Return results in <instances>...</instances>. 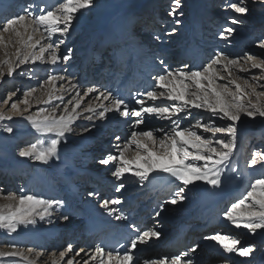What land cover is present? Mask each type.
<instances>
[{
	"label": "bare ground",
	"instance_id": "obj_1",
	"mask_svg": "<svg viewBox=\"0 0 264 264\" xmlns=\"http://www.w3.org/2000/svg\"><path fill=\"white\" fill-rule=\"evenodd\" d=\"M52 1L56 2L58 0H0V20L6 18L8 11H11L14 6H18L22 12L27 4L32 5V11L37 13L39 7L48 6ZM148 1L152 0H94L96 6L82 10V12L77 14V19L74 20L70 32L65 37H62L65 38L64 44L70 41L72 33L83 28V32L87 31V35L84 36L87 40L85 39V43L81 47L88 46L87 41L90 43L94 40V42L89 50L87 49L81 54L82 58L78 61L77 67L79 69L84 65L83 68L87 67L86 69H88L90 63L98 61L94 72L95 81L90 84L86 83L87 75L85 78L78 79L80 70L77 69V74L75 75L77 79H74V82H78L79 85L83 86V88L81 86L79 89L81 93L88 87H96L100 91H111L114 96L123 98L131 106H135L132 94L149 90L153 86L152 76L160 70L159 60L161 58L171 68H178L188 64L195 69L213 57L212 48L216 53L222 52L232 58L235 55H241L243 52L249 51L264 57V49H260L257 45H252L255 41H260V39L264 38V28L262 29L264 14H260L259 11H253L255 9L259 10L264 6L259 0H257L256 4H252L251 0H249L248 7L253 11H251L252 15L241 17L243 23L233 25L236 28V32L227 40L220 39L219 32L222 28L219 27L218 23L228 14L222 13L220 9L215 10V12L211 10L210 13L223 15L222 17L220 15L216 16L217 22H213L210 19L211 15H208L209 4L217 0L213 2H210V0H182L180 11H183L184 15L177 17L180 20L179 25L174 24L171 17L169 21L163 22L162 15L160 12L158 14L160 6L162 5L164 8L169 0H164V3H160L161 1L157 0L156 3L148 6L147 10L142 13L141 11L147 6ZM38 2H40L39 7H37ZM158 20L162 22L159 26L156 23ZM136 24H139L137 29L144 30L139 35V39L134 37ZM173 27L177 30L174 35H164L165 31H171ZM260 30H263L262 37H256L255 35ZM40 31L42 32L43 29H40ZM251 31H253V34ZM152 33H156L154 36L159 35L161 39H153L151 37ZM29 34H32L31 29L22 37L21 52H24L25 50L23 49L27 48L25 42H27ZM32 35L33 38L36 35V40L39 39L42 44L47 42L40 37L39 33ZM59 38L61 37L54 36L53 40H59ZM166 39L171 41L166 44L164 43ZM22 47L24 48L22 49ZM27 51H29L28 48ZM107 56L111 59V64L106 66ZM6 58H2L0 61ZM10 58L12 59L10 62L16 61V55H10ZM72 63L68 62V64ZM241 64L243 65L244 61H241ZM24 65H34V67L32 66L34 70L32 73H38L39 71L37 74V77L40 78L39 80L49 71L58 73L60 68V64L53 68L51 65L40 61L35 64L29 61V63ZM246 66L250 68V64ZM41 69L43 70L42 72L40 71ZM259 72V69H251L248 73L235 74L242 78H249V76L259 74ZM72 74V71L66 72L69 78H72ZM225 82L220 81V83ZM238 83L243 86V79L238 81ZM259 83L264 84V80ZM65 86L67 87V85ZM37 89L38 91L32 95L31 106H34L33 109L39 110L43 104L37 103V100L47 99V95L39 88ZM1 90L3 89L0 85ZM257 91H264V89L258 88ZM74 95V91L71 92V95L64 94V102L66 103ZM95 95L96 93H92L85 96L81 101V108L77 110V113L73 114H79V118L73 124V132L61 143L58 159H52L48 164L43 165L20 157L13 158L11 151L14 141L8 145L0 143V182L3 184L0 194H3L1 192L7 194L13 191L14 188L19 189V191L25 189L23 183L28 180L29 174L32 173L31 179L28 181V185L30 184L31 188H33L31 189L32 191H35L37 186H43L45 199H58L64 202V207L57 209L51 222H37V225H41L38 229L30 228L28 225H18L17 231L14 232L16 235L12 237H18L15 246L19 247L22 242H28L34 249L42 251V255L39 257H37L36 251L29 256L25 255L33 264H51L53 259L59 258L58 252H55L57 253L56 256L51 254L46 259L44 257L46 255L44 254L45 249L60 247L58 243H62L61 246L65 248L67 244L71 243L77 250L81 247L92 250L97 245H100L102 237L114 234L129 236L131 229L126 226L131 223L141 230L152 229L161 234L159 239L153 238L149 243L138 247V250L135 251V264H144L146 259L156 256L158 258L176 255L181 253V251L186 252L193 246H198L196 253L189 254L194 264H264V248L263 251L261 249L262 246L264 247V231L258 232L254 236L249 235L242 229L233 228L227 221L222 219V211L237 198H242L249 175L255 178L264 174V164H258L254 169H249L246 166L248 160L252 157L246 151L252 149L254 152H264V126L262 124L257 127L249 125L243 120L242 116L235 154L232 157L230 167L226 168L222 175L223 187L221 189H211L207 185L198 182L196 185L190 186L191 191H186V199L182 203H177L173 206L166 204L165 201L170 198V192L175 189L176 185L169 183L171 178L164 174H153L143 186L139 184L136 178L126 175L123 181L126 185L125 190L120 193L115 191V185L118 182L110 175V168L113 166L105 167L99 165L97 161L108 154H118L114 145L116 143H121L122 145L124 140L130 135L132 131L130 127L131 121L124 120L116 113H109L108 118L103 122L95 119L94 121L85 120L84 116L92 115V113L84 111L89 106V102H91L92 107H96L99 103V101L94 99ZM57 102L61 103L59 100ZM147 103L152 104L153 102L148 101ZM155 103L168 102L157 100ZM192 111V117L181 121L182 127H189L190 123L194 122L195 119H202V122H212L208 120V114L202 110ZM215 124L223 126L225 122L216 120ZM9 125L14 130L19 131L17 132V137H26L29 144L42 142L47 139L46 136L36 132L28 121L17 119V121H11ZM84 127L90 128L91 132H82ZM168 127V121L149 118L138 130L151 129L156 136L160 137L163 133L157 131V129L162 128L166 132ZM201 134L212 138L211 133ZM117 135L121 137L119 142L115 140ZM217 136L219 137L221 134L218 133ZM33 137H36V139H33ZM101 143H108V145L105 144L104 149H100ZM246 144L251 147H246ZM135 155L136 150L133 146L126 154V158L133 159ZM94 159L95 163L93 162ZM232 167L237 169L236 173L231 171ZM59 182L65 183L67 189L63 190V185L61 187L56 186V183ZM88 183V187L84 190L87 192V196L82 199L79 195L80 193H77L78 186L82 187ZM90 191H95L99 195L89 197L88 192ZM11 196L14 195L11 194ZM116 197L121 198L123 203L112 207L117 209V213L127 216V220L116 221L99 207L101 199ZM2 201H0V204L4 207L10 204L14 206L17 203V201L5 198V196H2ZM208 201L212 203L215 211L211 216H207L205 221L197 222L195 219H197V216L202 215L204 205ZM160 205L164 206V210L157 217L155 212L160 210ZM61 213H67L72 216L73 222L71 225L61 223L57 218ZM191 216V221L186 223ZM197 223H199L198 230L195 233L185 231L183 233L185 236L183 238L184 244L176 245L182 238L181 233L184 227ZM216 232L240 240L241 244L239 246H254V252L248 258L224 253L215 242L204 240L205 235H211ZM82 240H87L86 246H79V242L83 243ZM15 250L20 251L18 248ZM0 251L10 252L11 249L2 247ZM3 263L26 264L20 256L0 257V264Z\"/></svg>",
	"mask_w": 264,
	"mask_h": 264
},
{
	"label": "snow or ice",
	"instance_id": "obj_2",
	"mask_svg": "<svg viewBox=\"0 0 264 264\" xmlns=\"http://www.w3.org/2000/svg\"><path fill=\"white\" fill-rule=\"evenodd\" d=\"M170 6L166 15L172 18L174 24L179 25L177 17L184 15L182 0H169ZM249 0H222L220 10L227 13L224 17L225 23L219 32L220 39L227 40L232 37L236 28L233 25L242 24L241 17L249 14ZM264 4V0H259ZM256 4L257 0H251ZM94 6V0H58L55 6H41L37 13H32L28 9L23 14H15L0 21V44L4 42V33H14L16 37H21L18 29H23L32 33H39L46 43H41L39 39L33 40V35L29 34L25 46L28 49H35L39 46L38 52H21L16 49V61H0V79L5 75L13 77L14 72L21 65L29 63L35 64L37 61L46 63L56 68L61 63L67 64L71 59L72 50L68 54L61 55L58 52L60 45L64 44V39L54 41V36L65 37L73 26L77 14L82 10L90 9ZM33 7L29 5V9ZM40 29H43L41 32ZM176 29L165 31L164 35H174ZM153 39L160 40L159 35ZM20 43L21 41H17ZM11 43V41H9ZM264 49V38L260 39L257 45ZM244 61V64H241ZM160 70L152 76L153 86L143 92L132 94L135 106H131L125 99L114 96L111 91H100L96 87H88L81 93L80 85L68 75L49 72L47 78L39 83V90L47 95V99H38L37 103L50 105L41 107L39 111L27 116L29 112L32 94L37 92V88H31L23 93L24 99L19 100L17 91L8 94L7 99L0 101V106L10 105V111L19 113L22 119L28 121L31 127L47 139L38 143H31L22 147L18 151V156L22 159L31 160L33 163L46 165L52 159H58V151L61 143L73 132V124L79 118L77 110L81 108V101L85 96L96 93L94 99L99 101L96 107L89 106L84 109L92 115L84 116L88 121H105L109 113H116L126 121H131L132 129L130 135L123 144L116 143L114 146L118 154H108L100 158L99 165L110 168V175L118 183L115 185L117 193L125 190L123 182L126 175L136 178L143 186L148 182L153 174H164L170 177L169 183L176 185L170 192V198L166 204L175 206L186 199V191H191L190 186L198 182L207 185L211 189H221L223 187L222 175L230 163L237 147V137L242 116L250 120L257 117L264 118V84L259 83L264 80V58L245 53L243 56L232 58L217 52L207 62L193 69L188 64L182 67L171 68L166 61L159 60ZM250 64V68L246 65ZM7 68V72L3 70ZM251 69H259V74L242 78L235 73H248ZM235 70V72H234ZM67 72V69L64 70ZM243 79V87L238 81ZM220 81H226L220 83ZM58 82H64L59 83ZM67 85V87L65 86ZM250 89V91H248ZM75 95L66 103L64 94ZM60 94L57 95L56 93ZM17 97V101H13ZM254 98V99H253ZM59 100L60 104H53V100ZM157 100L168 103H155ZM152 101V104H148ZM107 102V103H105ZM20 104L25 105L23 109ZM71 105V108H69ZM99 109V110H97ZM203 111L208 114V120L212 122H202V119H195L189 127H182L181 121L193 116V111ZM46 113V114H45ZM149 118L168 121L169 127L157 129L163 133L158 137L153 130H138ZM11 115L0 112V121L12 120ZM216 120L224 121L223 126H217ZM199 130V131H198ZM8 134H13L14 129L6 126L3 129ZM82 132H91V129L84 127ZM201 133H211L212 138H208ZM221 136H217V134ZM115 140L119 142L120 136ZM134 146L136 150L135 158L128 159L126 154ZM264 164V152H253L251 159L247 162V168L254 169L256 165ZM231 171L236 173L235 167ZM239 175V173H238ZM99 194L95 191L88 192L89 197ZM9 199L17 201L15 206L7 205L6 210L0 207V229H6L9 233L17 231L18 225H36L38 221L51 222L58 208L64 207V202L58 199H45L35 194H24L19 197L11 196ZM123 200L119 197L101 199L99 207L108 216H112L116 221L127 220L128 217L122 213H117L113 205H121ZM160 210L155 215L160 216L164 206L160 205ZM65 225L72 224V216L61 213L57 217ZM222 219L227 221L233 228L244 230L249 235H256L264 231V174L252 178L249 175L245 193L242 198H237L222 211ZM126 227L131 229V234L127 241L119 244L123 251L109 250L104 246L97 245L94 249L88 250L83 247L78 250L69 243L63 250L59 251L58 259H53L51 264H135V251L140 245L149 243L153 238L159 239L160 232L148 229L141 230L135 224ZM205 241H212L218 245L224 253L235 254L241 258H248L254 252V246H239L241 241L232 236L216 232L204 236ZM119 243V242H118ZM198 246L189 248L186 252H181L172 256L149 258L144 264H194L190 258V253H196ZM33 248H28L29 254L33 253ZM37 257L42 253L37 252ZM56 256L57 253H52ZM20 256L26 264H33L22 251L13 250L10 252L0 251V257Z\"/></svg>",
	"mask_w": 264,
	"mask_h": 264
},
{
	"label": "rangeland",
	"instance_id": "obj_3",
	"mask_svg": "<svg viewBox=\"0 0 264 264\" xmlns=\"http://www.w3.org/2000/svg\"><path fill=\"white\" fill-rule=\"evenodd\" d=\"M161 2L160 3H164V0H160ZM214 0H210V2H213ZM57 2L58 1H56V2H53L52 1V3H49V5L48 6H55L56 4H57ZM157 2V0H152V1H148L147 2V6L141 11L142 13H144L147 9V7L148 6H151V4H154V3H156ZM54 3V4H53ZM221 3H222V0H217L216 2H214V3H211V4H209V6H208V15L210 16V19H212V21L213 22H217L216 21V16L217 15H220V17H222L223 15L222 14H219V13H210L211 12V10L213 11V12H215V10H217V9H220V5H221ZM39 4H40V2H38V5H37V7H39ZM41 4H42V2H41ZM94 6H96L95 4H94ZM169 6H170V2L169 1H167L166 2V6L163 8L162 7V5L160 6V8H159V10H158V14H159V12H160V14L162 15V19H163V22L164 21H169L170 20V17H168L167 15H165L166 13H167V10H168V8H169ZM26 9H28L29 11H31L32 13H34L33 11H32V9H33V7L32 8H30L29 9V5L27 4L26 5V8L25 9H23L22 10V12H21V10H20V8L18 7V6H14L13 7V9H11V11H8V13H7V17H9V16H12V15H15V14H23L24 12H25V10ZM149 9V8H148ZM251 11L252 10H250L249 11V14L248 15H252V13H251ZM254 12H258L259 11V13L260 14H264V6H262L259 10H257V9H255V10H253ZM252 11V12H253ZM10 12V13H9ZM16 12V13H15ZM141 13V14H142ZM35 14V13H34ZM257 14V13H256ZM247 15V16H248ZM6 17V18H7ZM5 18H2L0 21H3ZM224 19V18H223ZM223 19H221V21H220V23H218V25H219V27L220 28H222V25L225 23V20H223ZM262 20H264V18L262 19ZM159 21V22H158ZM158 21H156V23L158 24V26L159 25H161L162 24V22H161V20H158ZM161 23V24H160ZM264 25V24H263ZM262 25V29L264 28V26ZM3 25L2 24H0V27H2ZM139 26V24H136L135 25V27L134 28H136L135 29V32H134V37H136V38H140L139 37V35L144 31V30H141V29H137V27ZM157 28V27H156ZM173 28H175V27H173ZM172 28V29H173ZM83 29V28H82ZM80 30V31H76V32H74V33H72L71 34V36H70V41H68V43L67 44H62V45H60V48L58 49V52H59V54H61V55H64V54H68V50L69 49H71L72 50V53H71V59H70V61L69 62H73L72 64H64V63H61L60 64V68H59V74H61V75H66V72L64 71L65 69H67V71H72L73 72V76H72V78H76L77 76H75L76 74H77V69H78V67H77V63H78V61L82 58V53H84L87 49L89 50V48H91V46L93 45V42H94V40L92 41V42H88L87 41V44H89L88 46H82L81 47V45L82 44H84L85 43V37L84 36H86L87 35V31L86 32H83V30ZM20 32H21V37H16L15 36V34H13L12 33V35H10L11 33H4L3 35H4V42L2 43V44H0V59H4L5 57H7L5 60H9V61H11L12 59L10 58V55H16V49L17 48H20L21 46V42L20 43H18L17 41H21L22 40V37L24 36V34L25 33H28L29 32V30H28V32H25L23 29L21 30V29H18ZM24 31V32H23ZM176 32H177V30H176ZM251 33L253 34V31H251ZM32 34H34V33H32ZM156 33H152V35H151V37H153L154 35H155ZM262 35H263V30H260V32L257 34V35H255L256 37H262ZM58 36V35H57ZM76 37H78L74 42H72L71 43V41H73ZM36 38H37V36L35 35L34 36V38H33V40H36ZM83 38V39H82ZM59 39H64L65 40V38H59ZM72 39V40H71ZM82 39V40H81ZM81 40V41H80ZM87 40V39H86ZM147 40V39H146ZM9 41H11V43H9ZM55 41H59L58 39L57 40H55ZM78 41H80V42H78ZM84 41V42H83ZM151 41V40H150ZM169 41H171V40H169V39H166L165 41H164V43H166V44H168V42ZM78 42V43H77ZM148 42H149V39H148ZM258 42L259 41H255L252 45H258ZM38 48L36 49H29V51H33V52H38L39 51V46H37ZM79 47V48H78ZM209 47V46H208ZM24 47H22V49H23ZM82 48V49H81ZM211 48V47H210ZM21 49V48H20ZM75 49V50H74ZM77 49V50H76ZM23 50H25L24 52H27V48H25V49H23ZM213 51V53H212V56H214L215 54H216V51L215 50H213V48L211 49V52ZM245 53H248V54H252V55H255V56H257V57H260V58H264V57H262V56H260V55H256L254 52H243L241 55L240 54H238V55H235L233 58H236V57H240V56H243ZM80 54V55H79ZM81 56V57H80ZM75 58H77V59H75ZM189 60V59H188ZM98 63V61H94L93 63H90L89 64V66H88V69H86V68H83L84 67V65H82L78 70H80V76H78V79H80V78H85V76L87 75V84H90L91 82H93V81H95V75H94V72L96 71V64ZM105 63H106V66L107 65H110L111 64V59L110 58H108V56L106 57V61H105ZM71 65V66H70ZM74 65V66H73ZM33 67H34V65H32ZM32 66H29V65H21L19 68H17L16 69V71L14 72V74H13V77H11V78H8L6 75H5V77L3 78V79H0V85H1V87H2V89L3 90H1L0 91V101H2L3 99H7V97H8V94L10 93V92H12V91H17V90H19V91H17V97L19 98V100H23L25 97H24V95H23V93L25 92V91H28V90H30L31 88H39V83L41 82V81H43L44 79H46L47 78V75L49 74V72L47 73V74H45L44 76H43V78L41 79V80H39L40 78H38L37 77V74L39 73V71H38V73L36 72V73H32V71H34L33 70V67ZM4 71H5V73L7 72V68L6 67H4V69H3ZM41 72L43 71L42 69L40 70ZM62 72H63V74H62ZM249 78H251V76H249ZM248 78V79H249ZM250 80V79H249ZM36 83V84H35ZM59 83H63V82H58V84ZM36 85V86H35ZM242 85H243V83H242ZM82 85H80V87H81ZM244 86V85H243ZM242 86V87H243ZM82 88H83V86H82ZM250 89H248V91H249ZM83 93V92H82ZM57 95L59 94V92H57L56 93ZM32 95H34V93L32 94ZM17 97H13V101H16V102H18L17 101ZM254 99V98H253ZM262 100H264V97H262L261 98ZM29 101H30V105H31V103H32V97H30L29 98ZM52 103L53 104H59V102H57V100H53L52 101ZM10 105H11V102L9 103V105H4V106H0V112H3V114H5V115H11L12 117H13V119L12 120H3V121H0V143H3V144H6V145H8V144H10L12 141H14L13 143H14V145L12 146V151H11V153H12V157L13 158H17V157H19L18 156V151H19V149L20 148H22V147H25V146H27L29 143V141H28V139L26 138V137H22V138H19V137H17V132H19L18 130H14V133L13 134H8V133H6V132H4L3 131V129H4V127H6V126H10L9 125V123L11 122V121H17V119L18 120H25V119H22L21 118V116H20V114L19 113H16V112H14V111H10L9 109H10ZM20 106V108L21 109H23L24 107H25V105H23V104H20L19 105ZM41 107H50V105H45V104H43ZM40 107V108H41ZM69 107H71V105H69ZM34 108V106H30V108H29V112H27V113H24V115L25 116H27V115H29V114H33V113H36L37 111H39V110H36V109H33ZM39 108V109H40ZM19 118H21V119H19ZM243 120L244 121H246L249 125H252V126H254V127H257V126H259L260 124H262L263 126H264V118H260V117H257L256 119H254V120H250V119H248L247 117H245V116H243ZM25 121H27V120H25ZM12 127V126H11ZM115 137V136H114ZM33 139H36V137H33ZM109 142V141H108ZM102 144V146H97V147H99L100 149H104V147H105V144L106 145H108V143H101ZM121 144V143H120ZM103 147V148H102ZM246 147H248V148H250L251 146L249 145V144H246ZM248 152V154L251 156L252 154H253V150L251 149H249L248 151H246V153ZM13 155H15V156H13ZM249 155H248V157H249ZM94 163H95V159H94V161H93ZM92 162V163H93ZM12 163V162H11ZM94 163H93V165H94ZM31 176H32V173H30L29 174V178H28V180H26L23 184H24V186H25V189H21V191H19V189H17V188H14L13 189V191H11V192H13V193H11V192H9V193H7V194H5L4 192H1V193H3V194H0V201H2V196H5V198H8V197H11V194H13L14 196H20V195H24V194H35V195H37V196H39V197H41V198H45V192L43 191V186H37V188H36V190L34 191H32L31 189H33V188H31V186H30V184L28 185V181H29V179H31ZM73 182V181H72ZM72 182H71V184H72ZM65 183H63V182H59V183H56V186H62L63 185V190L64 189H67V185H66V187H65V185H64ZM88 185H89V183L88 184H84V186H82V187H80V186H78V194L81 196V198L82 199H85L86 198V196H87V192L86 191H84V190H86V188L88 187ZM80 187V188H79ZM3 188V184H1V182H0V189H2ZM42 189V190H41ZM43 191V192H42ZM17 192V193H16ZM108 199H110V198H108ZM3 202V201H2ZM15 206V205H14ZM0 207H4L2 204H0ZM5 208V210H6V207H4ZM30 228H35V229H38V227L40 228V226L41 225H28ZM16 234L15 233H9L6 229H0V248H2V247H7V248H10L11 249V251H13V250H15L16 248H18L20 251H22L23 253H24V255H27V256H29V255H31V254H29L28 252H27V249L28 248H33L34 249V247L33 246H31L28 242H22L21 243V245L19 246V247H16L15 246V244L17 243V240H18V237L16 238V237H14V238H12L13 236H15ZM83 241V240H82ZM58 244H60V247H56V248H50V249H48V250H44V254H46V255H44V257L47 259V258H49L50 256H51V254L53 253V252H58L59 253V251H61V250H63V246H61V244L62 243H58ZM86 243H85V241H83V243L82 242H79V246H81V245H83V246H86L85 245ZM78 246V245H77ZM47 247V246H46ZM62 248V249H61ZM88 248V247H87ZM261 248V247H260ZM263 246H262V251H263ZM42 252L41 250L40 251H38L37 249H34V251L33 252ZM181 252H183V251H181ZM34 254V253H33ZM168 256H171V255H168ZM164 257V256H163ZM154 258H157V256L156 257H153V259ZM4 264V263H3Z\"/></svg>",
	"mask_w": 264,
	"mask_h": 264
}]
</instances>
